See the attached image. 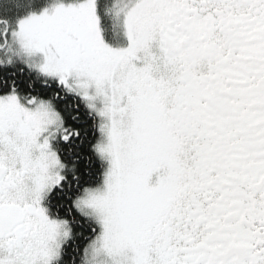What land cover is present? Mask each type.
I'll return each mask as SVG.
<instances>
[{
  "label": "snow or ice",
  "instance_id": "1",
  "mask_svg": "<svg viewBox=\"0 0 264 264\" xmlns=\"http://www.w3.org/2000/svg\"><path fill=\"white\" fill-rule=\"evenodd\" d=\"M0 264H264V0H0Z\"/></svg>",
  "mask_w": 264,
  "mask_h": 264
}]
</instances>
